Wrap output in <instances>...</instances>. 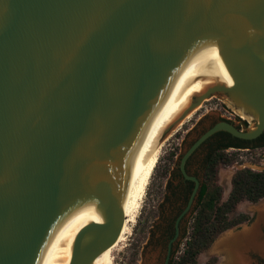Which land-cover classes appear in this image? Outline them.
Masks as SVG:
<instances>
[{
  "label": "water",
  "instance_id": "95a60500",
  "mask_svg": "<svg viewBox=\"0 0 264 264\" xmlns=\"http://www.w3.org/2000/svg\"><path fill=\"white\" fill-rule=\"evenodd\" d=\"M206 70L219 82L186 97L151 148L214 95L253 124L217 121L180 155L193 187L161 264L199 185L187 157L216 132L250 141L264 131V0H0V264H97L151 148L116 197L114 164L166 94Z\"/></svg>",
  "mask_w": 264,
  "mask_h": 264
},
{
  "label": "rangeland",
  "instance_id": "374dc122",
  "mask_svg": "<svg viewBox=\"0 0 264 264\" xmlns=\"http://www.w3.org/2000/svg\"><path fill=\"white\" fill-rule=\"evenodd\" d=\"M229 105L223 98L214 95L203 101L180 124L171 126L167 130L168 134L166 132L161 137L157 162L149 177V183L147 182L145 186V194L143 193L136 217L132 224H125L126 230L119 229L114 241L112 252L114 264L162 263L165 226L174 207L172 194L177 182L174 170L177 166V157L183 150V146H180V140L183 136H187V139L192 137L193 134L190 132L199 120H225L236 125L237 119L234 109ZM252 124V122L246 123L242 129L252 127ZM241 166L251 167L252 170H264V150L235 155V162L232 165L218 168L217 184L222 189L221 201L226 198L229 191L230 176L236 169L242 168ZM189 221L182 228V234L174 246L172 258H176L183 248L190 227ZM241 230L244 229L238 227L218 235L210 247L198 255L196 264H203L212 256L216 257V264H229L231 262L229 252L221 244L229 237H237ZM125 232H128V235L121 245ZM245 233L248 232L245 231ZM250 237L252 241H246L244 246L238 245L240 247L236 244L234 249L242 260V264H264V230L260 235L252 232Z\"/></svg>",
  "mask_w": 264,
  "mask_h": 264
},
{
  "label": "bare ground",
  "instance_id": "6f19581e",
  "mask_svg": "<svg viewBox=\"0 0 264 264\" xmlns=\"http://www.w3.org/2000/svg\"><path fill=\"white\" fill-rule=\"evenodd\" d=\"M218 82L219 81L216 74L211 70H206L194 76L189 77L183 83L175 86L166 94V96L159 104L155 112V115L150 125L144 132V134L125 154H123L116 161V163L112 168L107 186L113 192L115 197L118 187L121 181L123 180V178L133 168L139 165L143 157L151 148L160 130L175 117L181 102L190 95L193 97L200 95L205 86L211 84H217ZM234 110L239 114L241 118H245L240 109H234ZM178 120L173 125L177 124V122H179ZM180 122L178 124H180ZM160 140L161 138L155 143V145L144 157V159L137 167V169L135 170V172L133 173V175L131 176V178L129 179V181L127 182L126 186L124 187L121 193L120 199L118 201V205L121 213L120 230H126V228L124 227L125 224L127 225L132 224L134 218L136 217V213L138 211L139 205L141 204L140 202L142 200L143 193L145 192L144 191L145 186L147 185L151 172L155 166V163L157 162L158 150L161 145ZM104 221H105L104 214L101 210L99 224L103 223ZM126 235H128V232H125V236L123 237L121 245H123V243L125 242ZM243 237L244 235L237 237L233 236L225 239L222 242L221 246H223L229 252V258L231 261L229 262V264H242V260L238 256L237 251L236 249H234V247L236 244H238V242L241 241L240 239ZM114 241L111 245H109L108 247H106L105 249H103L102 251L96 254L97 264H114V257L112 255V252L114 250Z\"/></svg>",
  "mask_w": 264,
  "mask_h": 264
},
{
  "label": "trees",
  "instance_id": "16d2710c",
  "mask_svg": "<svg viewBox=\"0 0 264 264\" xmlns=\"http://www.w3.org/2000/svg\"><path fill=\"white\" fill-rule=\"evenodd\" d=\"M234 162L235 155L221 150L207 156L196 208L183 248L176 258H170L168 264H196L198 255L206 251L218 235L252 221V216L235 213V209L241 201L253 204L264 198V170L236 169L230 176L226 198L221 201L222 189L217 184V171L219 167L230 166ZM216 261V257L212 256L203 264H216Z\"/></svg>",
  "mask_w": 264,
  "mask_h": 264
},
{
  "label": "flooded vegetation",
  "instance_id": "af4514ba",
  "mask_svg": "<svg viewBox=\"0 0 264 264\" xmlns=\"http://www.w3.org/2000/svg\"><path fill=\"white\" fill-rule=\"evenodd\" d=\"M234 112H235V117L237 119L235 126L242 129V126H245V125L242 123L243 121L239 118L240 117L239 114L235 110ZM242 119H245V118H242ZM215 122L217 121H206L205 119L199 120V122L195 124L192 132H190V134H193L192 137L190 139H187L186 138L187 136H183V138L180 140V146H183L182 152L186 148H188L191 145V143L203 131L211 127ZM216 150H221L225 154H233V155H242L244 153L246 154V153H250L256 150L263 151L264 150V131L257 138L250 140V141H243V140L235 139L224 131L216 132L215 134L207 138L204 142H202L187 157L184 163V172L186 175L196 178L198 180L199 185H198L197 192L193 198L190 208L184 215L181 216V218L178 221V225H177L178 234H177V238L171 245L170 258L174 254V246L177 244V242L180 239L183 226L187 223L188 220H190L189 223H191L192 221V216L194 214V210L197 204L198 192L201 187V177L203 175L204 162L207 156L211 152L216 151ZM182 152H180L179 156L177 157V164H178V160ZM174 173L177 178L175 190H174V193L172 194L174 207L171 211V215L168 221L166 222V226H165V233L163 236L164 238L163 257L165 254L166 244L168 240L172 238L174 234V221L177 218V216L180 214L182 209L185 207L187 199L193 187L192 181L184 179L177 166L174 170Z\"/></svg>",
  "mask_w": 264,
  "mask_h": 264
},
{
  "label": "crops",
  "instance_id": "0c3cea01",
  "mask_svg": "<svg viewBox=\"0 0 264 264\" xmlns=\"http://www.w3.org/2000/svg\"><path fill=\"white\" fill-rule=\"evenodd\" d=\"M235 211L236 213H243L252 216V221L250 223L242 224L240 226L244 229L243 231L241 230L242 233H239L240 236H243L245 231L248 232L245 233L244 237L240 239L242 242L240 241L237 244L244 246L246 241H252L250 239L252 232L260 235L262 234V230H264V198L253 204L246 201H241L236 205Z\"/></svg>",
  "mask_w": 264,
  "mask_h": 264
},
{
  "label": "built area",
  "instance_id": "2783aa9c",
  "mask_svg": "<svg viewBox=\"0 0 264 264\" xmlns=\"http://www.w3.org/2000/svg\"><path fill=\"white\" fill-rule=\"evenodd\" d=\"M242 168H244L245 166H241ZM248 168V167H247ZM249 169H251V167L249 168Z\"/></svg>",
  "mask_w": 264,
  "mask_h": 264
}]
</instances>
